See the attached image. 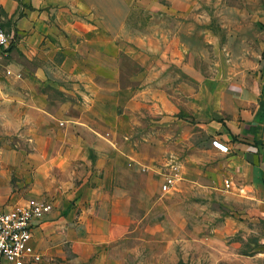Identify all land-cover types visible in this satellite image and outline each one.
<instances>
[{"label": "crops", "instance_id": "obj_1", "mask_svg": "<svg viewBox=\"0 0 264 264\" xmlns=\"http://www.w3.org/2000/svg\"><path fill=\"white\" fill-rule=\"evenodd\" d=\"M0 9L14 37L0 58V208L53 206L33 221L34 264H101L129 230L141 206L133 193L150 176L127 167L145 159L122 143L144 111H162L164 125L184 113L227 146L264 208V0H0ZM135 9L148 20L129 45ZM126 53L129 89L118 84Z\"/></svg>", "mask_w": 264, "mask_h": 264}, {"label": "rangeland", "instance_id": "obj_2", "mask_svg": "<svg viewBox=\"0 0 264 264\" xmlns=\"http://www.w3.org/2000/svg\"><path fill=\"white\" fill-rule=\"evenodd\" d=\"M147 20L144 11L135 9L123 40L130 45L131 29L145 30ZM124 55L118 84L129 89L136 82L131 79L129 54ZM50 88L44 87L48 95L60 99V92ZM174 116L177 119L164 125L162 111L154 116L144 111L140 127L122 143L144 157L143 164L131 158L126 164L130 168L134 163L142 175L149 174V187L133 193L132 203L141 206L132 207L129 230L107 244L101 264H264V208L252 195L254 174L241 173L232 153L214 147L212 136L194 126V120L184 113ZM179 118L188 123L179 124ZM171 164L180 165L183 179L162 192L160 184ZM124 169L125 176L132 175Z\"/></svg>", "mask_w": 264, "mask_h": 264}, {"label": "built area", "instance_id": "obj_3", "mask_svg": "<svg viewBox=\"0 0 264 264\" xmlns=\"http://www.w3.org/2000/svg\"><path fill=\"white\" fill-rule=\"evenodd\" d=\"M3 13L0 9V58L8 51L13 42V34L7 32L3 26ZM1 69V65H0ZM6 75L11 70L4 69ZM20 77V74H17ZM214 147L226 152L227 146L213 140ZM183 179L180 165L171 164L170 172L164 174L160 184L162 192H169L178 186ZM228 180L225 183L228 184ZM52 203L41 200H30L23 204H14L9 209L0 208V264H34L40 260L31 244V229L33 221L41 219L52 210Z\"/></svg>", "mask_w": 264, "mask_h": 264}, {"label": "trees", "instance_id": "obj_4", "mask_svg": "<svg viewBox=\"0 0 264 264\" xmlns=\"http://www.w3.org/2000/svg\"><path fill=\"white\" fill-rule=\"evenodd\" d=\"M257 116L258 117L264 116V87L262 89V99L259 105V109L257 111Z\"/></svg>", "mask_w": 264, "mask_h": 264}]
</instances>
